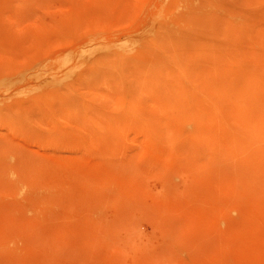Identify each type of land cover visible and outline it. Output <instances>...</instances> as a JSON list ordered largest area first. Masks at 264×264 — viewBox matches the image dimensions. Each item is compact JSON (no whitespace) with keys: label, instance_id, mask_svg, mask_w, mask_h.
<instances>
[{"label":"rangeland","instance_id":"374dc122","mask_svg":"<svg viewBox=\"0 0 264 264\" xmlns=\"http://www.w3.org/2000/svg\"><path fill=\"white\" fill-rule=\"evenodd\" d=\"M0 264H264V0H0Z\"/></svg>","mask_w":264,"mask_h":264},{"label":"bare ground","instance_id":"6f19581e","mask_svg":"<svg viewBox=\"0 0 264 264\" xmlns=\"http://www.w3.org/2000/svg\"><path fill=\"white\" fill-rule=\"evenodd\" d=\"M190 1V0H189ZM192 2V1H191ZM191 2H190V4H191Z\"/></svg>","mask_w":264,"mask_h":264}]
</instances>
